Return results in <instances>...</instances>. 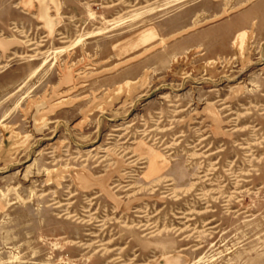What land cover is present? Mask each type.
I'll return each instance as SVG.
<instances>
[{"label": "rangeland", "instance_id": "1", "mask_svg": "<svg viewBox=\"0 0 264 264\" xmlns=\"http://www.w3.org/2000/svg\"><path fill=\"white\" fill-rule=\"evenodd\" d=\"M0 264H264V0H0Z\"/></svg>", "mask_w": 264, "mask_h": 264}, {"label": "bare ground", "instance_id": "2", "mask_svg": "<svg viewBox=\"0 0 264 264\" xmlns=\"http://www.w3.org/2000/svg\"><path fill=\"white\" fill-rule=\"evenodd\" d=\"M143 37V35L141 36ZM138 143H141V142H138ZM137 143V144H138ZM144 146V145H143ZM139 148V147H138ZM95 148L92 149V151H94ZM135 150H138L137 148ZM137 152V151H136ZM149 158H150V163L153 167L155 168H158V170L163 166V164L160 163V156L159 155H156L152 152L151 149L148 148V152H147ZM164 167V166H163ZM161 232V231H160Z\"/></svg>", "mask_w": 264, "mask_h": 264}]
</instances>
